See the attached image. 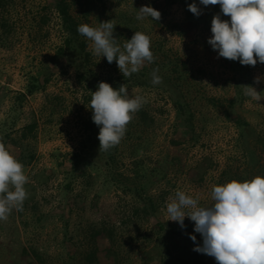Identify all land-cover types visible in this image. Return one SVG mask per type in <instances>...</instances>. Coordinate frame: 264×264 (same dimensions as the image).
Instances as JSON below:
<instances>
[{
    "label": "trees",
    "instance_id": "16d2710c",
    "mask_svg": "<svg viewBox=\"0 0 264 264\" xmlns=\"http://www.w3.org/2000/svg\"><path fill=\"white\" fill-rule=\"evenodd\" d=\"M191 3H196L200 8L198 0H163L166 8L180 6L184 21L166 22L160 14L158 20L149 17L150 25L143 27L136 19V9L110 10L103 3L99 6L95 0H44L41 12L31 19L30 30L36 34L41 32L42 27L51 20L49 15H54L61 42L50 58V64L53 67H71L74 71L84 111L79 118L84 137L76 152L61 155L57 162L62 176L58 186L62 205L59 214L62 222L60 252L54 255L41 246L29 245L20 246L16 253L8 251L3 254L0 248V264H133L132 255L135 254L140 264H210L206 254L193 250L197 245H202L200 234L194 232V222H184V227L177 231L170 228L160 216V200L151 193L155 186L167 181L171 169L176 168L181 173L185 171V164L179 156L167 153L153 161L148 156L150 135H154L160 127L154 110L143 103L132 115L119 144L103 151L99 150V127L92 121L89 107L91 92L96 91L101 81L113 88L124 84L128 91L133 88L155 90L166 96L175 111L172 129L177 141L172 143L192 146L199 142V130L204 129L209 121L202 109L211 111L236 130L233 145L236 154L225 161L214 185L264 176V130L256 131L239 114V108L248 99L245 86H251L250 66L223 58V66L233 74L229 81L233 96H207L201 91L200 78L196 75L201 71L190 69L174 51L167 48L166 40L154 33V27H158L169 35L181 36L187 26L196 28L200 23L208 22L210 12L201 10V14L196 16L187 8ZM14 5L15 0H0V46L7 42L12 29L10 18L5 14L9 15ZM91 20L97 25L111 20L115 24L113 35L122 49L134 32L147 34L151 39L153 62H145L138 72L127 77L119 71L115 60L108 63L103 57V64L95 63L87 49V39L77 32L78 25H90ZM153 69L159 70L157 74L162 78L159 84L152 83ZM51 76V73L38 69L26 76L21 90L0 89V105L5 99L9 101L6 115L0 119V141L24 165V171L37 160V121L33 118L18 126L22 107L34 94L45 91ZM158 112L161 113V110ZM124 157L130 159L128 171L123 169ZM210 166L211 161L203 158L186 174L201 183ZM76 183L82 184L81 190L73 194ZM97 183L101 188H114L120 192L118 202L108 213L93 220L77 215L76 228L70 232L69 214L74 206H77V214L79 209H83L80 205L82 200L88 198ZM24 187L26 191L34 190L28 183ZM27 198L22 211H17L16 215L23 218L25 227L33 220V229H42L47 215L39 212L38 203L33 198ZM89 205L95 208L96 200L91 199ZM190 235H194L196 240L190 239ZM100 254H104L105 263L101 261Z\"/></svg>",
    "mask_w": 264,
    "mask_h": 264
},
{
    "label": "rangeland",
    "instance_id": "374dc122",
    "mask_svg": "<svg viewBox=\"0 0 264 264\" xmlns=\"http://www.w3.org/2000/svg\"><path fill=\"white\" fill-rule=\"evenodd\" d=\"M99 6L103 3L106 9L133 11L141 6H151L158 10L166 22L182 23L184 21L183 10L179 5L164 7L163 0H95ZM44 0H15L14 8L9 16L12 29L8 35V40L0 46V89L6 88L10 91H19L23 88L26 76L42 69L51 73L50 82L44 92H39L30 97L22 107L21 121L18 126L36 119L37 138L35 141V152L37 160L25 169L28 176V184L34 190H28L27 197L33 198L38 203L39 212L47 215L42 229H33V220H29L28 226L23 224V218L17 217V211L12 210L7 220L0 221V248L4 253L8 251L16 253L20 246H41L52 254L60 252L61 226L62 222L59 214L62 211L58 186L62 176L59 173L57 162L61 155L76 152L83 140V132L80 127V115L84 112L81 106V96L78 86L74 80V71L71 67H53L50 58L61 42L60 33L56 26V19L51 14L50 22L44 25L42 31L34 33L30 30L31 19L36 18L41 12ZM202 12H210L209 20L200 23L196 28H185V33L181 36L169 35L161 28L154 27V33L166 40L167 48L174 51L190 69L200 78L201 91L207 96L230 98L233 96L229 81L232 73L223 66V57H219L217 51L213 50L207 43L212 35L210 31L211 19L219 14L221 19L228 20L219 5L204 6L199 3ZM141 26L150 25V19L138 20ZM91 26H97L96 22L90 21ZM31 32V33H30ZM31 34V35H30ZM35 36L37 37L35 39ZM88 41V40H87ZM91 42L88 41L87 49H90ZM92 54V52H91ZM95 63L103 64V57L93 55ZM249 76L251 86L262 97L257 101L248 97L239 108L241 114L256 131L264 130V63L257 62L255 66H250ZM260 77L259 83H254V78ZM131 98L143 97L144 104L153 109L158 119L160 127L155 130L154 135H150V151L148 156L152 161L157 157L166 155L179 156L185 164V171L181 173L176 168L170 170L167 181L155 186L151 193L160 200V216L162 220L173 230L181 229L177 222L167 220L166 205L170 198H174L176 191H184L186 194L199 195L200 204L205 206L212 202L211 189L225 161L236 154L233 148L236 130L228 123L223 122L214 113L202 109L204 115L209 117L205 128L199 130V142L192 146L186 144H173L176 136L173 133L172 123L175 111L164 94L155 90H142L133 88L128 91ZM58 98V99H56ZM9 101L5 99L0 105V119L8 110ZM197 108H201L198 106ZM161 110V113L158 112ZM203 158L211 161L207 174L201 183L195 182L187 176L186 171L196 163H200ZM123 169L129 170L130 159L124 157ZM53 175L49 177L51 174ZM82 184L74 185L73 194L79 193ZM95 196V197H94ZM120 192L114 188H101L100 184H95L88 198L82 200V210L77 206L73 207L70 216V232H73L77 224V215L82 219H96L100 215L108 213L118 202ZM96 199H94V198ZM27 198V199H28ZM96 200L95 208L90 207V200ZM128 199V198H126ZM188 217L184 222H188ZM207 255V254H206ZM208 256L210 264H217L214 257ZM138 256L132 255L133 264H140ZM103 263L106 262L104 254H100Z\"/></svg>",
    "mask_w": 264,
    "mask_h": 264
},
{
    "label": "clouds",
    "instance_id": "9594fccd",
    "mask_svg": "<svg viewBox=\"0 0 264 264\" xmlns=\"http://www.w3.org/2000/svg\"><path fill=\"white\" fill-rule=\"evenodd\" d=\"M199 3L219 5L228 20L219 14L211 19V36L207 43L217 51L219 57L239 61L241 65L255 66L264 63V0H199ZM196 16L201 9L196 3L187 5ZM137 10V9H136ZM160 18V12L151 6L137 10V20ZM115 24L111 20L99 22L97 26L87 23L78 25L77 32L91 42L93 55L114 60L124 77L136 73L145 62H153L150 37L140 31L123 45L113 35ZM158 69H153L152 83H161ZM260 77L254 78L259 83ZM91 119L99 127L97 139L99 150L107 151L119 144L126 132L132 115L144 100L141 96L129 97L124 84L113 88L107 82H99L91 92ZM245 95L259 101L262 99L253 86H245ZM28 176L24 165L14 157L0 141V221H5L13 209L22 211L27 197L25 184ZM199 195L176 191L166 205L167 220L184 227V218L194 222V232L199 233L202 245L194 251L204 253L217 264H264V176L249 180H231L215 184L211 189L210 205L201 206ZM190 239L196 240L194 235Z\"/></svg>",
    "mask_w": 264,
    "mask_h": 264
}]
</instances>
